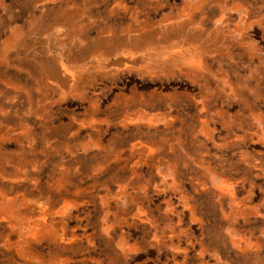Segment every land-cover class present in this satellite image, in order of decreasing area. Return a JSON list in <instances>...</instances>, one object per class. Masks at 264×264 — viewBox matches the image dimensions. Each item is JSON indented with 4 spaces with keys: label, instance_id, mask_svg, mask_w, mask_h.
Returning a JSON list of instances; mask_svg holds the SVG:
<instances>
[{
    "label": "rangeland",
    "instance_id": "rangeland-1",
    "mask_svg": "<svg viewBox=\"0 0 264 264\" xmlns=\"http://www.w3.org/2000/svg\"><path fill=\"white\" fill-rule=\"evenodd\" d=\"M0 264H264V0H0Z\"/></svg>",
    "mask_w": 264,
    "mask_h": 264
}]
</instances>
